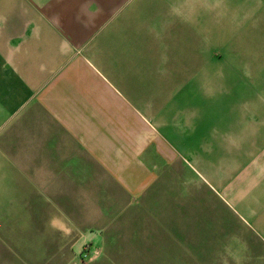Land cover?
Instances as JSON below:
<instances>
[{"label":"crops","instance_id":"0c3cea01","mask_svg":"<svg viewBox=\"0 0 264 264\" xmlns=\"http://www.w3.org/2000/svg\"><path fill=\"white\" fill-rule=\"evenodd\" d=\"M208 14L230 36L211 40ZM249 14L263 26L264 0H0V264L28 239L99 237L187 160L215 219L264 246L260 55L215 57Z\"/></svg>","mask_w":264,"mask_h":264},{"label":"rangeland","instance_id":"374dc122","mask_svg":"<svg viewBox=\"0 0 264 264\" xmlns=\"http://www.w3.org/2000/svg\"><path fill=\"white\" fill-rule=\"evenodd\" d=\"M214 16L201 17L202 26L208 22L211 27V40L230 36L228 28L217 25ZM247 16L249 21L241 22L247 28L233 32L240 45L231 51L218 46L215 51L220 72L224 65L227 69L232 65L226 52L241 51L260 55L250 68L254 73L264 72V24L259 27L257 15ZM257 81L264 85V77ZM253 83L248 82V86L257 85ZM192 166L187 160L183 179L166 181L162 190L156 189L121 214L111 211L112 217L119 219L105 222L101 231H93L99 237L79 248L73 247L75 237H57L55 243L42 238V252L37 253L33 239H28L25 252L10 254L8 264H264L263 244L243 231L239 215L232 212L227 221L215 219L218 214L225 219L224 208Z\"/></svg>","mask_w":264,"mask_h":264}]
</instances>
